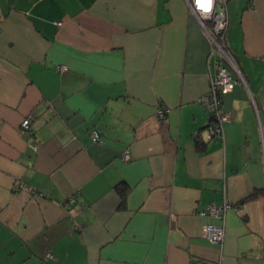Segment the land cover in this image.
Instances as JSON below:
<instances>
[{
	"label": "crops",
	"instance_id": "1",
	"mask_svg": "<svg viewBox=\"0 0 264 264\" xmlns=\"http://www.w3.org/2000/svg\"><path fill=\"white\" fill-rule=\"evenodd\" d=\"M224 2L221 140L187 0H0V264H264V0Z\"/></svg>",
	"mask_w": 264,
	"mask_h": 264
},
{
	"label": "built area",
	"instance_id": "2",
	"mask_svg": "<svg viewBox=\"0 0 264 264\" xmlns=\"http://www.w3.org/2000/svg\"><path fill=\"white\" fill-rule=\"evenodd\" d=\"M190 11L192 15L200 22L201 26L205 30L210 44L211 51L218 54L219 58L215 62V72L210 80L209 90L199 97V102L204 107V109L209 113V120L207 123L206 131L207 138H212L214 136L219 139H223V122L228 120V115L220 111L221 99L220 96L230 91L233 87V79L231 77L232 69L236 70L233 58L228 51L224 35L227 28V17L223 10L224 0H215L212 13L210 17L206 18V14L199 10L195 4V0H187ZM67 67L65 65H58L56 70L59 72L66 71ZM241 81L244 83V79L239 70H237ZM164 108H160L157 114L160 117H164L166 112ZM23 131L27 132L30 137H33V131L30 129L29 118L26 117L21 121L20 124ZM93 141L99 140V133L93 130L90 134ZM32 147H35V142L31 139ZM123 159H128L129 154L125 151L122 155ZM15 189L17 190H28L32 191L34 194H40L33 189V187L28 186L22 181H18L15 184ZM72 200V199H71ZM230 207L227 202H223L220 206L210 204L205 209L198 211L201 216L211 215L216 218L223 219L224 211ZM75 228L79 226L74 225ZM202 234L212 243H220L223 239L224 228L222 224H204L202 226ZM45 258L48 260L53 259V254L50 250L45 252Z\"/></svg>",
	"mask_w": 264,
	"mask_h": 264
},
{
	"label": "clouds",
	"instance_id": "3",
	"mask_svg": "<svg viewBox=\"0 0 264 264\" xmlns=\"http://www.w3.org/2000/svg\"><path fill=\"white\" fill-rule=\"evenodd\" d=\"M215 0H195V4L199 10L206 14V18L210 17Z\"/></svg>",
	"mask_w": 264,
	"mask_h": 264
},
{
	"label": "trees",
	"instance_id": "4",
	"mask_svg": "<svg viewBox=\"0 0 264 264\" xmlns=\"http://www.w3.org/2000/svg\"><path fill=\"white\" fill-rule=\"evenodd\" d=\"M206 127H207V125H206ZM92 140V139H91ZM99 140H100V138H99ZM99 140H97V141H95V142H98Z\"/></svg>",
	"mask_w": 264,
	"mask_h": 264
},
{
	"label": "rangeland",
	"instance_id": "5",
	"mask_svg": "<svg viewBox=\"0 0 264 264\" xmlns=\"http://www.w3.org/2000/svg\"><path fill=\"white\" fill-rule=\"evenodd\" d=\"M227 47V46H226Z\"/></svg>",
	"mask_w": 264,
	"mask_h": 264
}]
</instances>
